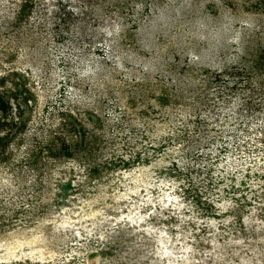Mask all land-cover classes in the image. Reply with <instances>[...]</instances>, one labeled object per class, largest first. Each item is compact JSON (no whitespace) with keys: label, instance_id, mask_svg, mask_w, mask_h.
Masks as SVG:
<instances>
[{"label":"rangeland","instance_id":"374dc122","mask_svg":"<svg viewBox=\"0 0 264 264\" xmlns=\"http://www.w3.org/2000/svg\"><path fill=\"white\" fill-rule=\"evenodd\" d=\"M1 77L0 264H264V0H0Z\"/></svg>","mask_w":264,"mask_h":264},{"label":"trees","instance_id":"16d2710c","mask_svg":"<svg viewBox=\"0 0 264 264\" xmlns=\"http://www.w3.org/2000/svg\"><path fill=\"white\" fill-rule=\"evenodd\" d=\"M241 67L238 66V64H231L230 66H227L226 69L222 70V73L225 75L223 76L221 74V72H216L215 75L213 74L211 78H209V86L211 87H215L218 88V95H216L218 97V99L222 98L223 100L227 99L229 96L233 95L235 93V91L237 89H243L244 87L246 88L249 78L251 75H253L255 68H258L257 66V58L251 61H249V63H241ZM161 81L163 82L164 79L163 77H161ZM232 78H235L233 80L232 83H229V80H232ZM5 81L4 77L0 78V83H3ZM263 83V82H262ZM231 94V95H229ZM163 97H166L165 95L159 94ZM13 97L14 101H15V108H17V110H19L21 103H25L27 104V98H22L21 100L17 97V93L16 90H0V112H1V117H6L8 115L9 110L12 109V103L10 101V97ZM214 98L213 102H215L216 97ZM21 110L18 111V115L20 116ZM16 120L21 121L19 118L15 119V122H18ZM197 121L201 122V121H205L203 119V117L201 116H197L196 119ZM12 121V119H11ZM10 121V122H11ZM15 122H13L15 124ZM9 123V121L4 120V123ZM19 125L21 126L22 121L18 122ZM72 126L74 127V125L72 124ZM12 128V127H10ZM22 128V126H21ZM13 132L10 131H6L4 135H0V148L1 147H5L9 141L10 138L12 137ZM56 136V135H55ZM58 138L59 144L58 146L55 148L53 147L52 144H45V146L43 148L47 149L48 154L51 155H59V154H64L66 156H71L74 153H77L78 150L79 151H83V153L87 152L89 153V145L86 142V140L79 139L77 141H66V139L63 136H56ZM164 143H161L160 145L157 146V148H161L163 146ZM55 146V145H54ZM228 147L226 145H223V147L221 148V150L223 149H227ZM135 160H139L138 157ZM143 160V158L141 159ZM144 160H147L146 158H144ZM140 161V160H139ZM102 164V162L100 163ZM104 165V163H103ZM123 165H129V159L127 160H123ZM98 167H94V170H96ZM96 172V171H95ZM61 186L66 189L68 187H70V182L69 181H65L63 183H61ZM199 200V199H198Z\"/></svg>","mask_w":264,"mask_h":264}]
</instances>
